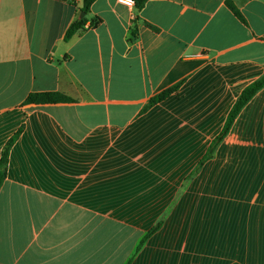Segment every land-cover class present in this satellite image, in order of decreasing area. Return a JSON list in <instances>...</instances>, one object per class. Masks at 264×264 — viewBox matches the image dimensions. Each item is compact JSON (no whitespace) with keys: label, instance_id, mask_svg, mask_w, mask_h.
I'll list each match as a JSON object with an SVG mask.
<instances>
[{"label":"crops","instance_id":"1","mask_svg":"<svg viewBox=\"0 0 264 264\" xmlns=\"http://www.w3.org/2000/svg\"><path fill=\"white\" fill-rule=\"evenodd\" d=\"M82 5L0 0V264H264V0Z\"/></svg>","mask_w":264,"mask_h":264},{"label":"trees","instance_id":"2","mask_svg":"<svg viewBox=\"0 0 264 264\" xmlns=\"http://www.w3.org/2000/svg\"><path fill=\"white\" fill-rule=\"evenodd\" d=\"M95 0H83V5L80 9V14L83 12L84 16L83 17H79L70 25V27L67 29V31L65 32L64 35V40H70V38L76 34L77 32L82 31L85 28V25L87 23V19L85 17V15L89 12V8L90 6L94 3ZM147 0H134L135 2V6L134 9L136 10H141L143 8V6H145ZM227 4L229 6V9L231 10V12L237 16L238 18H241V15L239 14V12L235 9L234 5L230 2L227 1ZM96 19H93V22ZM97 22V21H96ZM180 87V84L178 85H174L171 88H168L164 91H162L161 93H159L158 95L154 96L153 98L150 99V101L148 102V104L145 107L146 109H150L153 106H155L157 103L163 101L167 96H169L174 90L176 91L177 88ZM262 88H264V76H262L260 79H258L257 81L255 80L254 82H252L251 84H249L244 90H242V92L240 93L239 97L237 98L235 104L233 105L230 113L228 114V116L226 117L224 126L221 130V132L219 133V135L214 139V141L210 144L206 155L204 156V158L202 159V161L199 163V166L201 167V165L208 160L216 146L222 142V140L225 138V136L227 135V133L230 130V127L235 119L236 116H238V114L240 113L241 109L244 107V105H246V103L252 98V96L257 93L259 90H261ZM71 100L69 98H67V96L61 94V93H57V92H50V93H32L30 94L27 98H26V103L27 104H48V103H57V102H70ZM19 132L13 137L11 138L5 145L2 154H1V158H0V187L6 177V168H7V162H8V153H9V149L11 147V145L14 142V138H16L18 136ZM159 223H156L151 230L145 235V237H143V239L140 242V245L145 242V240L153 233L155 232V230L158 229L159 227Z\"/></svg>","mask_w":264,"mask_h":264},{"label":"built area","instance_id":"3","mask_svg":"<svg viewBox=\"0 0 264 264\" xmlns=\"http://www.w3.org/2000/svg\"><path fill=\"white\" fill-rule=\"evenodd\" d=\"M117 1H118L119 4H122L123 7H125V8H128L130 10L134 9V6H135L134 0H132L131 4L124 3L123 0H117Z\"/></svg>","mask_w":264,"mask_h":264},{"label":"clouds","instance_id":"4","mask_svg":"<svg viewBox=\"0 0 264 264\" xmlns=\"http://www.w3.org/2000/svg\"><path fill=\"white\" fill-rule=\"evenodd\" d=\"M124 3L131 4L132 0H123Z\"/></svg>","mask_w":264,"mask_h":264},{"label":"water","instance_id":"5","mask_svg":"<svg viewBox=\"0 0 264 264\" xmlns=\"http://www.w3.org/2000/svg\"><path fill=\"white\" fill-rule=\"evenodd\" d=\"M84 16V13L82 12L81 14H80V17H83Z\"/></svg>","mask_w":264,"mask_h":264}]
</instances>
